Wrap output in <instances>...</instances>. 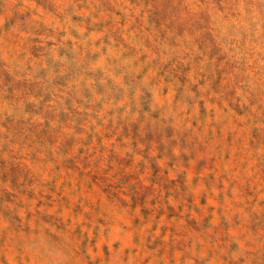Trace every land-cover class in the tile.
Segmentation results:
<instances>
[{
  "label": "rangeland",
  "instance_id": "obj_1",
  "mask_svg": "<svg viewBox=\"0 0 264 264\" xmlns=\"http://www.w3.org/2000/svg\"><path fill=\"white\" fill-rule=\"evenodd\" d=\"M0 264H264V0H0Z\"/></svg>",
  "mask_w": 264,
  "mask_h": 264
}]
</instances>
